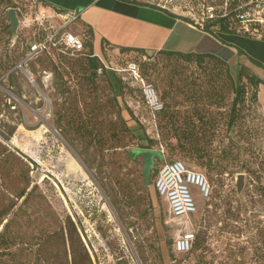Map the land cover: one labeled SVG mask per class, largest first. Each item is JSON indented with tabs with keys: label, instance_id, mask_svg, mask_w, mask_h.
Listing matches in <instances>:
<instances>
[{
	"label": "rangeland",
	"instance_id": "obj_1",
	"mask_svg": "<svg viewBox=\"0 0 264 264\" xmlns=\"http://www.w3.org/2000/svg\"><path fill=\"white\" fill-rule=\"evenodd\" d=\"M153 1L184 16L191 9L199 15L206 3ZM18 2L25 4L19 18L36 14L35 3ZM9 8L0 2V264H45L35 252L39 237L64 225L67 215L83 227L95 264H264V132L255 133L264 126V99L261 112L249 92L243 118L230 130L223 112L232 93L218 66L155 52L135 56L169 111L187 115L198 106L215 113L208 144L219 167L208 172L177 150L173 126L164 119L156 126L149 110L137 107L139 93L116 85L109 70L90 77L85 67L59 69L44 55L23 63L34 27L12 35ZM230 68L237 74L235 63ZM254 75L262 88L264 79ZM146 143L162 154L149 183L143 154L131 155ZM175 158L211 186L206 199L193 192L196 210L178 217L153 185L161 163ZM186 229L195 231L193 246L176 252L173 240Z\"/></svg>",
	"mask_w": 264,
	"mask_h": 264
},
{
	"label": "trees",
	"instance_id": "obj_2",
	"mask_svg": "<svg viewBox=\"0 0 264 264\" xmlns=\"http://www.w3.org/2000/svg\"><path fill=\"white\" fill-rule=\"evenodd\" d=\"M18 1L0 0V2L7 3V7H15L16 9L17 7H20L23 9L25 4L19 5ZM8 3L12 4L8 5ZM212 24L218 26L221 30L229 31L226 25L222 23L221 19L211 21L209 24H206V28H209ZM46 32L47 29L46 31L43 30L38 32V35H36L35 38L32 36L27 38L26 46L24 47L25 53L29 50L31 43H33L37 38L43 36ZM84 35L85 41L83 55L71 58L65 55H56L51 53L49 57L52 58L56 65L55 67H58L59 69L74 67H82L84 69L85 67V69H87L86 71L89 72L90 77H93L98 70L105 72L109 70L108 72H110V75H112V77H114V79L118 82L116 85H120L121 83L126 89L131 90L135 94H137V92L139 93L138 97L140 100H136L138 104L137 107L143 105L147 110H149L154 117L156 126L159 119H164L165 122L170 123V126H173L172 134L176 138L174 145L178 151L188 154L189 156H193L198 161L199 165L205 167L208 172L214 170L217 171L219 167V159L212 153L213 150L210 147V144H208L211 141V137L214 136L213 126L217 119V117L214 116L215 113L213 114L208 111L207 108L203 109V107L198 106L192 108L190 111L187 110V115L184 113L180 114L178 110L169 111L167 105L164 106V102L160 95L159 97L163 102V108L158 112L152 113L146 105L141 89L137 83H135L126 73L118 70L129 62H136L139 66L141 74L149 80L145 74V64L142 65L141 62L139 63L140 60L137 62V59H135V56L137 55L145 56L149 53L138 47L116 48L104 42L102 47L103 57H99L92 50L91 30L89 27H84ZM155 53L163 54L167 57H183L188 61L195 60L200 65L204 62H212L213 65L218 66V73L222 72L220 77L224 80H228L230 84V91L232 93V97L227 105V108H225L223 112L224 124L226 128L232 130V127H234L236 122L243 118V105L247 100L249 92L250 96L248 99L256 103L257 108L261 111L257 97V87L260 79L251 73L245 66L238 65L237 74H233L228 61L213 53L181 52L165 49H160ZM105 57H113V59L111 58L107 60ZM121 61H123V63H121ZM194 92H196V90H194ZM194 92H192V94ZM263 132V125L257 127L255 130V133L260 136H263ZM229 140L233 141L231 138ZM149 141L152 142L151 139H149ZM144 146L149 148V144L147 143ZM225 168L226 166L220 167L218 173H222ZM262 168L263 166L260 164V169ZM259 178L260 175H258V179ZM23 195L24 192L21 191L20 196ZM83 230V227L77 226L76 222L67 215L64 225H61L58 229L53 231L46 232L44 235L39 237V241L35 249L38 258L45 261V264H95L92 256L94 253H90L88 244L81 236V231L83 232Z\"/></svg>",
	"mask_w": 264,
	"mask_h": 264
},
{
	"label": "crops",
	"instance_id": "obj_3",
	"mask_svg": "<svg viewBox=\"0 0 264 264\" xmlns=\"http://www.w3.org/2000/svg\"><path fill=\"white\" fill-rule=\"evenodd\" d=\"M28 1L45 11L49 19L47 24L52 26L59 24L57 17L53 16V9L79 11L80 16L71 28L74 30L90 28L92 50L99 57H101L104 42L116 48L138 47L147 53L160 49L213 53L226 59L230 65L232 63H235L236 67L243 65L253 74L260 73L264 79L263 38H253L221 30L213 24L209 28L201 29L190 19L183 18L186 16L158 6L153 3V0ZM21 28L22 26L18 27V29ZM40 55L49 57L47 53H40L34 58ZM52 73V71L46 72L44 78ZM257 97L258 102L264 99V85L262 88L258 85ZM193 191L197 190L194 188Z\"/></svg>",
	"mask_w": 264,
	"mask_h": 264
},
{
	"label": "built area",
	"instance_id": "obj_4",
	"mask_svg": "<svg viewBox=\"0 0 264 264\" xmlns=\"http://www.w3.org/2000/svg\"><path fill=\"white\" fill-rule=\"evenodd\" d=\"M203 3L199 15L189 11L188 19L201 29L211 21L221 19L231 32L240 33L254 38L264 39V0H199ZM215 1V3H210ZM34 16L19 18V26L34 27L29 37L38 35L40 31L47 32L37 38L25 53L23 63L40 53L65 55L71 58L79 57L84 53V30H74L71 25L77 21L80 12L77 10L53 9V16L58 19V26L47 24L48 15L38 6ZM16 9V8H15ZM23 13L17 7L16 14ZM185 15V16H188ZM184 16V15H183ZM198 19V20H197ZM126 73L141 89L142 96L152 113L163 108L154 84L147 80L136 62H129L118 69ZM29 77L33 75L28 72ZM153 185L161 197H165L168 211L172 216L178 217L196 210L193 196L195 188L206 199L211 194V186L202 172L186 166L180 159L164 161L157 170ZM195 239V231L186 229L181 231L173 240L172 247L176 252H187L191 249Z\"/></svg>",
	"mask_w": 264,
	"mask_h": 264
},
{
	"label": "water",
	"instance_id": "obj_5",
	"mask_svg": "<svg viewBox=\"0 0 264 264\" xmlns=\"http://www.w3.org/2000/svg\"><path fill=\"white\" fill-rule=\"evenodd\" d=\"M7 17L9 18V24L11 26L10 33L12 35H15L17 32V29L19 27V19L16 14V9L15 7H10L8 9ZM142 153L143 154V174H144V179L146 183H149V174L150 170L154 165L155 159H160L162 154L160 151L155 150V149H149V148H141L137 150H132L131 155H134L135 153ZM243 184V173H239L236 178V187L238 190L241 189Z\"/></svg>",
	"mask_w": 264,
	"mask_h": 264
}]
</instances>
